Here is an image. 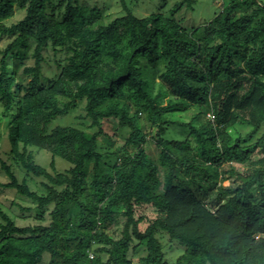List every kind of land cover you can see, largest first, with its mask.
Segmentation results:
<instances>
[{"label":"trees","instance_id":"16d2710c","mask_svg":"<svg viewBox=\"0 0 264 264\" xmlns=\"http://www.w3.org/2000/svg\"><path fill=\"white\" fill-rule=\"evenodd\" d=\"M194 3L137 17L120 0L107 21L87 0H0V104L17 109L0 187L26 214L0 206V264H264V5L226 0L189 29L176 15ZM80 107L86 127L51 129ZM164 236L184 248L174 262Z\"/></svg>","mask_w":264,"mask_h":264},{"label":"rangeland","instance_id":"374dc122","mask_svg":"<svg viewBox=\"0 0 264 264\" xmlns=\"http://www.w3.org/2000/svg\"><path fill=\"white\" fill-rule=\"evenodd\" d=\"M90 4L98 5L101 8H106V14L108 16V20L110 21L111 19L121 16L124 14V11L122 9V6L120 4V0H87ZM127 6L132 10L133 14L136 15L137 17H145L147 15H150L152 13H156L161 11L162 13H168L169 10L177 3L182 0H167V3L165 5L162 4L161 0H125ZM195 3L193 5V8L190 9L187 7V5H184L181 11L176 15V18L181 22V24L189 29H192L193 27H202L204 25H207L210 23L216 15H218L223 6L226 3V0H194ZM259 2L264 5V0H259ZM24 16V13L18 12L16 17L12 20L7 21V24H11L14 22L19 21L22 19ZM10 39L8 37H1L0 36V51L7 46L9 43ZM47 60L45 64V70H51L55 68V65L53 63L52 57H53V52L49 51L48 53H45ZM68 54L60 55L61 58L67 57ZM1 58V55H0ZM33 61L29 60L27 62V65H32ZM13 63L10 64V67H12ZM22 68H20L19 71V78L23 77L22 74ZM17 111L16 107L12 110L11 114L5 115L4 114V109L2 105L0 104V159L1 160H7L8 157L7 154L10 151V142L8 138V125L12 120V115L15 114ZM195 114L194 110L189 111L188 113H179L173 116H169L168 118L172 121L178 120L181 122H189L193 115ZM84 116V112L82 111L81 107L72 112L71 114L63 117H58L53 121L51 124V129L56 127V126H76V127H86V121H84L82 118ZM89 124V123H88ZM239 131L242 135L247 134L250 132V128H239ZM261 133H258V136ZM167 137H177L179 139H184L186 137V131L184 129H174L171 128L168 133ZM124 141L119 140L116 144L117 147L123 146ZM151 153L156 156L158 154V151L154 145H150ZM29 151L34 155V159L37 164L50 169V163L52 160V155L46 150H41L36 147H30ZM56 167L58 171L64 172L67 169L71 168V164L68 163L67 161L61 159V158H56ZM235 167L241 171L247 170L249 167L245 165H238L236 164ZM6 175L4 172L1 170V163H0V182L3 183L5 182ZM18 200L16 197V194L14 191L11 190H5L0 187V206L9 214L16 213L17 216H25L26 214H21V212L12 206L13 201ZM25 204V203H24ZM142 214L146 215L149 219H154L156 216L155 211L151 207H146L141 211ZM34 223L32 219L26 218L18 219V224L19 225H27V224H32ZM147 222L143 223L141 225L142 229H145L147 227ZM119 229H115L117 231ZM114 231V232H115ZM116 236L119 235V233H115ZM260 237H258L259 239ZM163 243L165 244V251H166V259L169 262H174L183 252L184 248L178 244L177 242H174V244H170L168 241V237L164 236L162 239ZM143 253L140 252L134 257V261L138 262V258L142 255ZM48 261V260H47ZM46 261V264H47Z\"/></svg>","mask_w":264,"mask_h":264}]
</instances>
